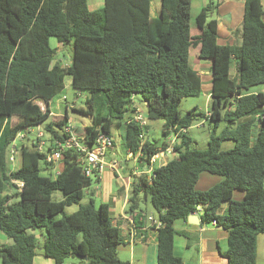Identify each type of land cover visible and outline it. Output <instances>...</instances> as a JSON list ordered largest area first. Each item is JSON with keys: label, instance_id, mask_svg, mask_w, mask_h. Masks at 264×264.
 I'll return each instance as SVG.
<instances>
[{"label": "trees", "instance_id": "trees-1", "mask_svg": "<svg viewBox=\"0 0 264 264\" xmlns=\"http://www.w3.org/2000/svg\"><path fill=\"white\" fill-rule=\"evenodd\" d=\"M151 2L103 0L100 8L90 10L86 0H0V231L12 240L0 243V264H34L37 236L32 231L38 227L45 230L41 254L53 264L68 256L85 264H129L117 255L128 239L112 222L110 204L96 207L91 198L80 202L91 177L82 173L75 149L62 151L57 175L42 174L40 162L51 169L45 161L51 147L40 151L27 138L17 148L19 166H9L8 146L20 131L49 119L43 128L50 143L65 139L69 117L52 114L47 106L64 88L65 75L77 91L89 92L86 108L72 107L95 115L82 126L86 144L100 131L112 136L113 120L125 124L124 145L144 166L130 185L127 212H143L138 204L148 200L162 221L154 229L156 264H182L174 253L173 222L198 206L202 223L215 219L227 231V264H255L256 237L264 233V94L247 90L264 83L261 0H244L239 44L217 42V21L209 17L216 0H208L195 16L201 30L199 57L211 62L208 114L196 106L184 114L178 108L184 97L201 92L200 75L188 53L195 38L190 34L192 0H160L157 15H151ZM51 36L70 46L66 65L57 61ZM135 96H140L148 119L163 121L164 139L169 134L179 139L172 145L174 157L151 166L150 172L145 171L150 158L168 142L149 141L144 135L147 122L131 120L139 108ZM95 99L104 113H93ZM35 100H43L44 109ZM198 118L210 125L204 148L191 147L187 133ZM221 121L225 125L218 131ZM224 140H231L232 147L223 149ZM202 172L222 179L198 190ZM234 189L243 191L241 199L232 198ZM73 204L75 209L66 212Z\"/></svg>", "mask_w": 264, "mask_h": 264}, {"label": "crops", "instance_id": "crops-1", "mask_svg": "<svg viewBox=\"0 0 264 264\" xmlns=\"http://www.w3.org/2000/svg\"><path fill=\"white\" fill-rule=\"evenodd\" d=\"M216 1H217L216 14L213 17L211 16V18H215L217 21V42L219 44H231V45L239 44L241 39L238 29L240 28L243 17L244 0H216ZM195 2L200 10L201 7L206 5L207 0H195ZM86 3L90 10H94L102 6L103 0H86ZM192 3L193 0L191 2V6ZM261 4L264 8V0H261ZM159 8H160V0H152L151 10H150L151 15H157L159 12ZM200 32L201 30L199 28H196L193 31H191L190 28V34L195 38L193 44H191L188 49V53H189V57L192 56L193 58V65H194L193 68L199 72L201 89L203 87L202 84L205 85V88L207 89L206 90L207 96H209V100H210L211 80H212L211 62L208 59H203L199 57L200 43L197 37L200 35ZM67 56L69 57V53L67 54ZM230 72L232 74L235 73L234 65L231 67ZM247 92H252V93L262 92L264 94V83L253 85L247 90ZM60 93L61 92H59L54 97L58 96L57 98H61L63 101H65V96L59 95ZM53 98H51L48 101V105H47L52 114L58 115V114L67 113L66 112L67 108H72L74 106V105L69 106L67 105V103H64L62 107L63 111H61V109H59V104H56V109L51 110L49 103L53 100ZM134 103L135 105H138L140 107L139 98L137 96L134 97ZM208 108H209V101L204 110H201L198 107L197 110L207 114ZM262 109H264V104L262 105ZM195 121H198L195 126L198 125L204 126V124L207 122L202 118L195 119L193 123ZM85 124H87V122L84 121L82 125ZM147 131H149L148 123H147V127L145 128L144 135ZM124 132H125V124H124ZM187 133H189L188 128H187ZM164 140L165 142L167 141L168 143L169 141L171 142L172 140L173 144L179 141V139L175 138L173 134H169ZM205 141L207 143V140ZM229 145L232 146L233 142L231 141V143L228 144V146ZM113 153H114V149L112 147L109 150V155L111 158H113ZM126 153L128 157L127 159L132 157L133 160L137 162L139 168L138 169L133 168L131 170H128L126 167L122 168V165H119L121 169L123 170L125 169V174L122 175L123 183L120 182L119 184H117L115 189L116 192H110L108 196V200L105 201L110 204V214L112 217V222L116 224L117 227L120 229L122 236L128 239V240L125 239L126 242L119 245L117 252L121 248L127 249L129 253V257L127 261L129 262V264L130 263L156 264V236L152 225L147 221L144 220L140 221L138 216L135 215L138 212L137 209L136 211L133 212H127V206H128L127 199L129 195L130 185L132 184V181L136 179V177L140 173L143 172L144 166L141 164V162L138 161V156H131V154L127 151V149H126ZM158 154L159 156L155 160V162L159 160L157 165L165 164L167 160L174 157L173 151L172 152L163 151V152H159ZM169 155L170 157H168ZM154 163L152 164V166H155ZM105 169L111 171L115 175L117 173V170L114 171L110 167H106ZM101 173L99 175V180L101 178ZM221 179H222L221 176L214 177L211 173L202 172L198 177V180L195 184V188L198 190L207 189L210 186L217 183L218 181H220ZM242 195H243V191L239 189H234L232 192V198L236 200L241 199ZM139 198H141V196H139ZM145 204H146L145 201L140 200L138 204L139 208H142V211L145 212L146 214L155 215L153 209L147 210ZM225 207H226V203H223L222 209H224ZM201 212L202 211L200 210L192 211L185 218H178L174 220L173 227L176 231L174 234V253L181 257L182 264H227L226 257L223 255V251L227 247V240H226L227 231L223 228H218L216 224L202 223L200 220ZM130 234L133 235L132 241L129 240ZM260 238H264V233H259L257 235L256 247L258 244V240ZM79 259L82 260L83 263L85 264V260L81 258ZM33 262L34 264H53V259L44 257L42 254L36 255V251H35ZM61 264H63V262ZM255 264H257L256 252H255Z\"/></svg>", "mask_w": 264, "mask_h": 264}, {"label": "rangeland", "instance_id": "rangeland-1", "mask_svg": "<svg viewBox=\"0 0 264 264\" xmlns=\"http://www.w3.org/2000/svg\"><path fill=\"white\" fill-rule=\"evenodd\" d=\"M216 8H217V3H216V7L212 10V12L209 15L210 18L211 16L213 17L216 14ZM198 10H199V7H197L195 0H193L192 6H191V19H190L191 31L197 28L195 25V16ZM49 44L51 47L56 48L55 56L58 57L57 61L61 65H66L69 62L67 54L71 52L70 46L68 45L62 46V44H60L54 36H51L49 38ZM189 62L193 67L194 65H193L192 56L189 57ZM202 86L203 87L201 89L200 94L195 95V96H186L179 102L178 108L181 111V113L183 114L186 113L188 109L192 108L195 105L201 110L205 109L209 101V96H207V91H206L207 89L205 88V85L202 84ZM59 95L61 96L64 95L65 101H63L61 98H57L58 96L54 97L53 100L49 103L51 110H55L56 104H59V109L63 111L62 107L64 103H67V105L69 106L74 105L76 107H84V108L87 107L85 103V99L89 96V92L87 90L77 91V89L72 86L69 75H65L64 89L61 91ZM138 98H140V96H138ZM99 101H100L99 99H95L94 101V110H93L94 114L99 113V112L100 113L105 112V109L99 106L100 105ZM139 104H140V107H139L140 111L142 115L145 117V120L148 123V128H149V131L145 133V137L148 138L149 141H152V142L155 141L156 144H160L164 140V137L162 135V126H161L162 120L161 119H148L146 116V110H145L144 105L142 103H139ZM42 105H44V103ZM66 112H67L66 114L72 120L71 121L72 124L76 126L75 133L78 136L83 135L82 123L84 121L87 123H91L93 121V118L95 117V115L88 116V115H82L78 112H74L72 108H67ZM48 120L49 119H45V121L41 122L39 124V127H37L36 125L31 126V131L28 133V136L32 137L37 131V129L42 128L43 124L46 123ZM197 122L198 121H195L188 128L189 135L192 138V142L190 146L197 147V148H204L206 146L205 140H207L208 138L210 125L206 122L204 126H201V125L195 126ZM224 125L225 123L221 121L217 128L218 131H220V129L223 128ZM110 128H111V133L114 139L113 158L119 163V165H122V168L126 167L128 170H131L133 168L138 169L139 166L137 162L133 160L132 157L127 159L128 157L126 153V147L124 145L123 137H122L124 134V124L118 123L116 120H113ZM23 132H26V131L24 130ZM44 137H46V135ZM230 143H231V140H224L222 142L221 147L223 149L230 148L232 147L231 145L228 146V144ZM14 157H15V164L10 165L11 169H15L19 164V160H20L19 151H16L14 153ZM168 157H170V155ZM158 161L159 160H157V162L154 163L155 166H157ZM39 167H40V171L42 174L50 173L52 176H54V173L51 172V170L45 168V165L43 162H40ZM124 174H125V169L123 170L119 167L116 173L117 176L113 174L111 171L105 169L101 173V178L99 181H95L94 178L91 177L90 183L83 187V190H82L83 193H82V198H80V202L82 204L87 203L89 199L91 198L93 199L94 204L97 207L99 203L107 201L109 193L116 192L115 190L116 185L119 184L120 182L123 183L122 175ZM212 175L214 177L220 176L216 174H212ZM10 191L14 196H18V194L16 193L17 192L16 190L12 189ZM54 196L56 197V199H59L61 197L58 191L54 193ZM145 205H146L145 207L147 208V210L153 209L148 200L146 201ZM75 207H76L75 204L67 206L65 208V211L70 212L74 210ZM32 232H34L37 236V246L35 249L36 255H41L40 254L41 251L39 247L41 246L43 242V239L45 236V230L43 227H38V228L33 229ZM10 242L11 240L0 231V243H10ZM256 254H257V264H264V238H260L258 240V244L256 247ZM117 255L119 259L125 260V261L128 260V257H129V253L127 249H122V248L119 249V251L117 252ZM73 263L74 264H84L82 260L74 256H68L64 258L63 260V264H73Z\"/></svg>", "mask_w": 264, "mask_h": 264}, {"label": "built area", "instance_id": "built-area-1", "mask_svg": "<svg viewBox=\"0 0 264 264\" xmlns=\"http://www.w3.org/2000/svg\"><path fill=\"white\" fill-rule=\"evenodd\" d=\"M35 102L40 106L41 109H44L46 103L43 100H35ZM43 103L44 105H42ZM131 120L137 122L140 125H144L146 123L145 117L142 115L139 108L136 109L135 114ZM71 121L72 120L68 118L64 130L65 139L63 141L53 140L50 143V141L48 140V135L44 131L43 127L38 128L32 137L28 136V133L31 131V127L28 128L26 132H18L8 146L7 158L9 166L15 164L14 153L18 151L17 148L20 142L28 138V140L36 144L37 149L40 151L49 149V146L51 147L50 151L45 156V161L47 163H51L50 170L54 173V175H57L60 171L59 159L61 157L62 151L68 148L75 149L76 152L79 154V165L81 166L82 173L87 177L98 178L100 173L106 167H110L112 170L116 171L119 167V163L114 158H111L109 155V150L113 147L114 144L113 137L105 132L100 131L95 136L92 143L86 144L84 142V136H78L75 133V127ZM36 126L39 127V124H37ZM182 130L184 131L185 129L183 128ZM45 135L46 137H44ZM172 145L173 143L171 140V142L169 141L168 146L160 152H172ZM158 153H155L150 158V167L148 168V170H146V172H150L152 164L159 156ZM18 184L20 185L21 183ZM197 209L202 211L200 206H198ZM135 215L138 216L140 221L144 220L149 222L152 225L153 229H156L162 225V221L158 219L156 215L146 214L145 212H137V214ZM211 223L215 224V219H213ZM132 237L133 235L130 234V241H132Z\"/></svg>", "mask_w": 264, "mask_h": 264}, {"label": "water", "instance_id": "water-1", "mask_svg": "<svg viewBox=\"0 0 264 264\" xmlns=\"http://www.w3.org/2000/svg\"><path fill=\"white\" fill-rule=\"evenodd\" d=\"M218 228H222V226H221V225H219V226H218Z\"/></svg>", "mask_w": 264, "mask_h": 264}]
</instances>
